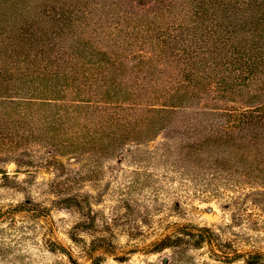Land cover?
I'll return each mask as SVG.
<instances>
[{"label": "trees", "instance_id": "16d2710c", "mask_svg": "<svg viewBox=\"0 0 264 264\" xmlns=\"http://www.w3.org/2000/svg\"><path fill=\"white\" fill-rule=\"evenodd\" d=\"M34 6V38L25 45L16 36L8 60L12 69L34 61L38 82L25 96L2 95L10 76L3 73L0 41L1 106L35 99L39 113L70 89V106L78 108L73 119L86 121L70 131H94L79 145L131 139L142 147L162 135L150 152L165 176L229 174L264 188V0H34ZM22 47L28 50L23 61ZM52 79L58 83L48 85ZM46 120L43 126L54 128ZM30 129L2 122L0 141L22 139ZM78 146L71 145L73 152ZM179 227L173 232L196 234L199 243L213 238L206 227ZM96 247L88 252L90 264H98Z\"/></svg>", "mask_w": 264, "mask_h": 264}, {"label": "rangeland", "instance_id": "374dc122", "mask_svg": "<svg viewBox=\"0 0 264 264\" xmlns=\"http://www.w3.org/2000/svg\"><path fill=\"white\" fill-rule=\"evenodd\" d=\"M34 15V0H0L2 67L10 76L2 95L25 96L38 82L34 61L12 69L8 60V44L23 37L28 45L26 38H34ZM19 53L21 61L28 58L24 47ZM18 69L24 70L20 76ZM71 92L65 89V99L39 113L35 99L28 106L20 97L15 105H0V123L31 127L22 139L0 141V264H90L91 246H97L98 264H264V256H254L264 254L263 187L229 174L165 176L150 152L162 135L142 147L131 139L83 147L94 131H70L86 122L73 119L78 108L70 106ZM46 119L54 128L43 126ZM58 124L70 129L54 130ZM186 223L211 229L213 238L199 243L196 234L173 232ZM172 233L166 246L155 249Z\"/></svg>", "mask_w": 264, "mask_h": 264}, {"label": "water", "instance_id": "95a60500", "mask_svg": "<svg viewBox=\"0 0 264 264\" xmlns=\"http://www.w3.org/2000/svg\"><path fill=\"white\" fill-rule=\"evenodd\" d=\"M7 173H11V172H7ZM4 173L0 172V176H2Z\"/></svg>", "mask_w": 264, "mask_h": 264}]
</instances>
